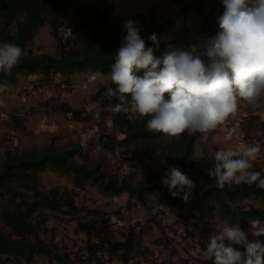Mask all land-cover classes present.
Here are the masks:
<instances>
[{"label":"trees","instance_id":"16d2710c","mask_svg":"<svg viewBox=\"0 0 264 264\" xmlns=\"http://www.w3.org/2000/svg\"><path fill=\"white\" fill-rule=\"evenodd\" d=\"M77 0H0V44L16 43L21 46L23 55L10 73L0 72V82L14 84L17 74L28 75L40 73L48 77L58 72L68 76L75 71H99L110 74L111 65L115 63V53L121 46L126 31L121 33L118 24L110 16V8L105 1L89 5L78 4ZM68 8L81 15L86 23L89 42L86 45L70 46L62 43L58 35L57 19ZM49 24L56 41L57 53H34L28 48L39 29ZM169 26L165 21L156 26L141 28L140 36L146 46L152 47L148 38L152 34L163 32ZM158 38V37H157ZM156 55L160 56L169 48L159 38ZM115 87L107 81L100 88ZM130 100V97H126ZM63 110L77 111L69 106ZM116 123L124 127L118 139L114 134H104L100 138L103 150L114 149L116 145L139 140L144 145L146 155H157L161 162L157 172L139 180L104 171L99 162L78 161L76 146L57 147L53 142L39 148L6 149L0 163V200L7 197V204L0 208V264H7L13 257L30 262L35 256H46L57 264H77L68 255L52 250L39 239L30 240L40 223L34 220V214L40 208L59 210L67 207L69 213L80 211L74 203V194H57L55 190L44 191L38 186V174L44 171L68 174L75 188L85 184L94 185L106 195L127 193L134 201L147 207L148 197L154 196L156 202L166 201L175 205H186L180 196L173 197L162 183V176L167 166L178 167L195 184L187 204L189 211L204 212L211 216L217 213L228 225L239 224L244 229L250 221L264 222V189L257 185H226L223 189L216 186L215 178L207 174L212 167L214 157H196L195 139L201 133L185 132L179 138H169L160 133L149 132L146 128L149 117L129 120L121 114H115ZM258 171L257 169H255ZM30 192V193H27ZM138 236L133 228L127 232L122 241L107 244L112 257L127 262Z\"/></svg>","mask_w":264,"mask_h":264},{"label":"clouds","instance_id":"9594fccd","mask_svg":"<svg viewBox=\"0 0 264 264\" xmlns=\"http://www.w3.org/2000/svg\"><path fill=\"white\" fill-rule=\"evenodd\" d=\"M224 11L218 17L219 30L199 44L186 49L171 46L157 56L156 34L140 36L137 22L128 19L126 35L115 53L110 81L101 100L118 97L120 103H109L103 111L123 113L127 119L149 117V132L179 138L182 134L223 132L227 147L214 152L212 167L207 170L216 186L257 185L264 189V172L254 169L261 156L259 143L237 147L231 144L239 128L237 120L241 103L252 109H264V0H221ZM21 46L12 42L0 44V72L10 73L22 58ZM90 84L103 83L99 71L87 74ZM12 85L0 82V95ZM130 97V100L126 99ZM7 107L0 98V108ZM100 118V111L94 113ZM232 124L229 127V124ZM162 183L173 197L188 200L194 182L178 167L167 166ZM251 233L264 236V225L251 221ZM248 233L239 224H225L208 238L205 258L213 264H264V243L249 242ZM242 245L245 251L236 249Z\"/></svg>","mask_w":264,"mask_h":264},{"label":"crops","instance_id":"0c3cea01","mask_svg":"<svg viewBox=\"0 0 264 264\" xmlns=\"http://www.w3.org/2000/svg\"><path fill=\"white\" fill-rule=\"evenodd\" d=\"M100 1H105L109 6L110 16L118 24L121 33L126 31L124 24L128 19L136 21L138 26L146 27L168 21L169 26L158 33L157 37L175 49H186L207 40L202 36L205 29L209 31V38L213 37L219 30L218 17L224 11L221 0H77L76 5H89ZM74 12L75 20L79 19L81 15L72 8L63 13L64 19L68 21L73 18ZM49 79L60 82L51 83ZM102 80L103 83L98 81L90 87L87 76L78 75L76 72L68 76L55 72L46 78L40 73L17 74L16 82L10 84L11 90L0 95L7 105L0 108V163L6 149L39 148L52 141L57 144L68 141L74 136L77 137L74 130L79 126H83V130H80L82 136L87 134L88 121L75 120L78 114L73 117L63 107L69 106L75 110L73 107L82 104L85 107L83 115L88 117L96 111H102L109 103H120L118 97L111 101L104 99L100 105L95 103L101 100L106 89L100 91V88L110 81V77ZM97 92L99 95L94 97ZM92 97L94 98L88 102ZM237 120L240 126L231 144L243 147L244 136H250L253 143H259L262 153L254 162V169L264 172V109H252L241 103ZM227 146L223 132L217 129L197 136L194 153L198 158L214 157L216 150ZM105 196L110 203L107 206H97L98 210L88 213L92 219L97 220L94 229L82 231L75 227V256L83 258L80 254H84V248H88L93 242L105 248L110 242L122 241L130 228H133L138 236V244L133 248L128 261L121 262L111 255V260H107L106 264H213V261L205 258L208 238L227 224L217 213L209 216L204 212L189 211V198L184 200L186 205L160 201L154 207L148 204L143 207L125 192ZM89 202V199L85 200V205L90 208L97 205L92 206ZM260 223L264 225V222ZM75 225L82 226L79 223ZM180 226L184 229L183 242L177 240ZM106 228L111 229L112 233L106 237L100 236L101 230ZM250 229L251 221L241 229L248 233L249 242L259 240L264 243V236L255 237ZM235 247L241 252L245 251L242 245ZM43 261L57 264L54 260L40 255L30 262L21 259L14 262L45 264Z\"/></svg>","mask_w":264,"mask_h":264},{"label":"rangeland","instance_id":"374dc122","mask_svg":"<svg viewBox=\"0 0 264 264\" xmlns=\"http://www.w3.org/2000/svg\"><path fill=\"white\" fill-rule=\"evenodd\" d=\"M64 17V14H61L56 22L58 35L61 37L62 43H65L68 47L88 44L89 35L87 33V28L90 26V23H86L81 16H79V19L75 20V12L73 13V18L68 21H66ZM28 48L34 53H57L56 41L52 36L49 24H45L39 29ZM75 72L78 75L87 76L90 70ZM107 77H110L109 73L102 74V79ZM49 80H51V83L60 82L54 81L53 79ZM95 84H97V82L91 84L90 87H93ZM98 95L99 93L97 92L94 97ZM94 97L90 98L88 102ZM73 108L78 112V116L74 119L82 122L88 121L89 130L86 131L87 134L82 136L80 130H83V126H79L74 130L77 137L74 136L73 139L61 141L58 144L52 141L54 144L56 143L55 145L57 147L76 146L78 161H87L90 163L99 162L104 171L116 173L119 176H127L132 180L144 179L158 171L161 165L159 157H157V155H146L143 151L145 145L139 140L116 145L114 149L103 150L100 147V138H102L104 134H114L118 139L123 137L120 130L124 125L115 122V114L105 112L102 109V111H100V118L96 119L94 114H90L88 117L83 115L85 107L82 104L76 105ZM231 125L229 124V127H231ZM103 131L106 133H102ZM37 180L39 188L44 191L52 189L55 190L57 194H69L73 191L74 203L77 207H81L82 209L80 211L74 210L73 213H69L67 207H62L59 210L40 208L34 214V220L39 221L40 226L36 232L28 236V238L30 240H34L35 238L41 240L52 250L68 255V258L73 262H77V264H106L107 260H111V254L107 247L103 248V256L101 258H91L85 255V253L80 254L83 258L79 255L75 256V245L77 244L75 242V227L80 228L82 231L85 229L88 230L84 224L85 222H90L92 226L90 230L94 229L97 220L92 219L88 213L98 210L97 206H107L110 203L107 196L101 193L94 185L85 184L80 188H75L71 182V177L65 173L44 171L38 174ZM27 193L30 192L27 191ZM87 199L90 200L89 204L92 206L95 204L97 205L92 208L88 207L85 205V200ZM7 200V197L0 200V208L7 204ZM155 203L156 199L154 196L148 197V206L154 207ZM91 215L95 216V214ZM77 223L82 226L77 227L75 225ZM0 225L3 226L1 219ZM88 232L90 231H87V233ZM81 240L84 242L83 239ZM87 249L86 246L84 250L86 251ZM43 263L45 262L43 261ZM7 264L17 263L14 262L13 257H11V259L7 261Z\"/></svg>","mask_w":264,"mask_h":264},{"label":"built area","instance_id":"2783aa9c","mask_svg":"<svg viewBox=\"0 0 264 264\" xmlns=\"http://www.w3.org/2000/svg\"><path fill=\"white\" fill-rule=\"evenodd\" d=\"M202 36L204 39H208L210 37L209 31L207 29L203 30ZM244 142L245 144H253L252 138L250 136H244ZM84 225L87 229H90L92 227L90 222H85ZM111 233H112V230L109 228H106L104 230H101L100 236L106 237V236H109ZM178 233L179 235H178L177 240L179 242H183L184 238H183V228L182 227L178 228ZM84 253L85 255L91 258H101L103 256V247L93 242L90 244V246ZM38 264H42V263L39 262Z\"/></svg>","mask_w":264,"mask_h":264}]
</instances>
